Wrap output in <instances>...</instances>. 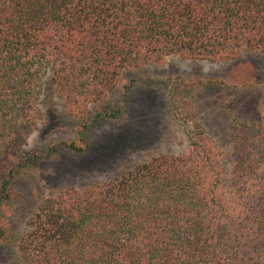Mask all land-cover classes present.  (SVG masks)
Masks as SVG:
<instances>
[{
	"label": "trees",
	"instance_id": "1",
	"mask_svg": "<svg viewBox=\"0 0 264 264\" xmlns=\"http://www.w3.org/2000/svg\"><path fill=\"white\" fill-rule=\"evenodd\" d=\"M252 55L264 59V0H0V251L15 264H264V124L248 118L230 120L224 149L176 111L186 151L63 186L22 232L11 222L19 181L62 151L87 155L171 59ZM49 82L78 134L26 155Z\"/></svg>",
	"mask_w": 264,
	"mask_h": 264
},
{
	"label": "rangeland",
	"instance_id": "2",
	"mask_svg": "<svg viewBox=\"0 0 264 264\" xmlns=\"http://www.w3.org/2000/svg\"><path fill=\"white\" fill-rule=\"evenodd\" d=\"M168 80L153 89L137 92L127 115L118 123L98 128L92 149L83 157L62 151L59 158L31 170L17 184L12 206L14 230L22 232L39 203L63 186L102 182L116 176L128 163L155 153L187 150L181 111L194 110L196 118L227 149L225 135L232 118H248L264 124V59L244 57L227 65L183 62L171 59L165 67ZM132 77H126L119 90ZM171 106H174V110ZM45 118L40 131L26 146V155L70 141L78 126L64 114L49 83L42 98ZM191 127V125H190ZM0 264H15L13 256L0 251Z\"/></svg>",
	"mask_w": 264,
	"mask_h": 264
}]
</instances>
